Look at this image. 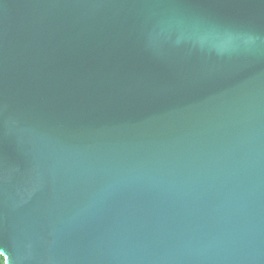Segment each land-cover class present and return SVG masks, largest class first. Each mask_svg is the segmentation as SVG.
Segmentation results:
<instances>
[{
  "label": "water",
  "instance_id": "1",
  "mask_svg": "<svg viewBox=\"0 0 264 264\" xmlns=\"http://www.w3.org/2000/svg\"><path fill=\"white\" fill-rule=\"evenodd\" d=\"M5 264H264V0H0Z\"/></svg>",
  "mask_w": 264,
  "mask_h": 264
},
{
  "label": "trees",
  "instance_id": "2",
  "mask_svg": "<svg viewBox=\"0 0 264 264\" xmlns=\"http://www.w3.org/2000/svg\"><path fill=\"white\" fill-rule=\"evenodd\" d=\"M0 264H5L4 256L0 254Z\"/></svg>",
  "mask_w": 264,
  "mask_h": 264
}]
</instances>
